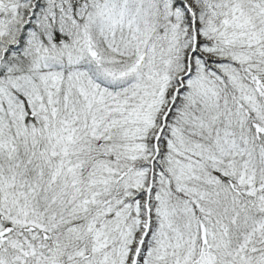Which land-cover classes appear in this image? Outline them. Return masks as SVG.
I'll return each instance as SVG.
<instances>
[{"label": "snow or ice", "instance_id": "snow-or-ice-1", "mask_svg": "<svg viewBox=\"0 0 264 264\" xmlns=\"http://www.w3.org/2000/svg\"><path fill=\"white\" fill-rule=\"evenodd\" d=\"M0 264H264V0H0Z\"/></svg>", "mask_w": 264, "mask_h": 264}]
</instances>
